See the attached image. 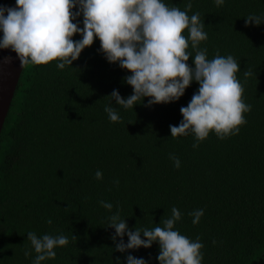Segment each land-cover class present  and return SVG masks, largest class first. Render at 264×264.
Segmentation results:
<instances>
[{"label":"trees","instance_id":"obj_1","mask_svg":"<svg viewBox=\"0 0 264 264\" xmlns=\"http://www.w3.org/2000/svg\"><path fill=\"white\" fill-rule=\"evenodd\" d=\"M164 3L184 10L186 0ZM193 12L205 24L200 48L207 58L232 55L240 65L242 99L251 105L246 123L224 139L210 132L196 148L191 132L171 137L169 125L183 119L180 108L198 90L195 81L175 102L146 107L145 97L125 110L113 100L121 119L110 121L104 107L113 89L122 98L132 94L124 82L131 73L106 60L98 38L64 69L56 61L25 65L0 138V264H32L36 253L24 256L28 232L69 238L41 264H115L125 254L113 250L106 218L118 210L130 229H151L163 227L172 207L181 212L174 228L204 245L202 264H264V24L244 23L264 13V0H225L220 7L193 0ZM82 21L81 14L74 22L83 28ZM187 51L195 55L191 46ZM247 70L253 75L245 77ZM100 201L113 204L111 213ZM196 209L204 215L194 225L189 213ZM129 251L159 264L157 242Z\"/></svg>","mask_w":264,"mask_h":264},{"label":"clouds","instance_id":"obj_2","mask_svg":"<svg viewBox=\"0 0 264 264\" xmlns=\"http://www.w3.org/2000/svg\"><path fill=\"white\" fill-rule=\"evenodd\" d=\"M213 3L220 7L225 0H213ZM192 7L193 0H186L184 10L169 7L164 0H16L14 7L0 5V49H11L21 65L56 61V67L64 69L98 38V51L106 60L118 63L121 69L131 73L124 82L132 87V94L122 98L113 89L111 100L104 107L112 122L121 119L113 100L125 110L134 108L145 97L150 98L146 107L166 104L179 100L193 81L198 82L199 88L192 99L180 108L183 117L180 124L169 125L173 138L191 132L195 140L193 148H196L210 132L219 139L237 134L239 126L246 123L243 114L251 110V105L242 99L244 88L236 76L240 71L236 59L219 54L208 59L207 49L200 48L208 34L200 13L188 14ZM81 14L83 28L74 22ZM244 23L245 27L264 24V13L249 14ZM74 34H79L81 39L74 41ZM189 46L194 56L187 51ZM190 56L194 67L187 63ZM12 59L6 56L3 61L8 63ZM243 75L249 77L253 73L247 70ZM169 159L174 167H180L175 154L170 153ZM95 177L100 180L103 173L97 170ZM100 204L111 213L112 203L100 201ZM189 215L195 225L204 210L196 209ZM180 219L181 212L172 207L171 216L162 222L163 227L157 224L151 229L135 227L132 230L126 219L120 218L118 210L110 214L106 220L107 228L114 229L110 237L115 245L113 250L125 254L123 260L117 256L115 264H149L129 250L148 249L154 242L160 249L156 257L159 264H202L204 245L199 237L189 239L174 228ZM48 223H52L51 219ZM27 240L30 248L24 250V256L29 257L34 251L32 264L55 258V249L69 244V238L63 234L38 237L35 232H28Z\"/></svg>","mask_w":264,"mask_h":264},{"label":"water","instance_id":"obj_3","mask_svg":"<svg viewBox=\"0 0 264 264\" xmlns=\"http://www.w3.org/2000/svg\"><path fill=\"white\" fill-rule=\"evenodd\" d=\"M15 3L16 0L12 7ZM6 56L13 57L12 61L5 63L3 58ZM15 57L16 53L11 49H0V138L25 67Z\"/></svg>","mask_w":264,"mask_h":264}]
</instances>
